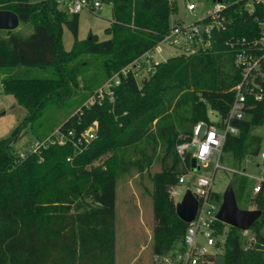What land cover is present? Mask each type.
Returning <instances> with one entry per match:
<instances>
[{
  "label": "trees",
  "instance_id": "1",
  "mask_svg": "<svg viewBox=\"0 0 264 264\" xmlns=\"http://www.w3.org/2000/svg\"><path fill=\"white\" fill-rule=\"evenodd\" d=\"M111 1L112 19L106 28L111 38L101 41L90 33L67 52L59 30L65 22L77 34L79 13L62 10L57 0H0V9L33 25L27 38L13 31L7 32V40L0 38L2 91L27 111L12 137L0 140V264H116L117 180L156 161L161 171L154 174L152 251L164 255L182 244L188 224L178 217L170 196L185 173L176 144L197 123L210 122L209 111L221 119L228 116L241 73L225 42L258 38L256 19H264V3L253 12L230 6L226 12L231 23L215 32L211 51L181 53L154 65L141 83L148 88L156 82L151 88L156 89L157 103L141 100L140 105L137 77L121 71L154 50L170 31V0ZM117 73L120 83L113 100L106 96L87 107V100ZM248 104L246 118L233 123L239 134L230 135L224 147L239 164L248 155L259 156L263 147V138L252 130L264 124V101L250 98ZM66 106L74 108L68 119L49 125L51 113ZM93 123L96 137L82 150L76 148L73 142ZM28 127L38 142L56 128L75 134L63 145L48 144L23 159L13 153L12 144ZM246 185L242 175L236 192L242 195ZM255 194L247 195L249 204L262 216L251 228L256 242L250 247L245 249L239 230L215 222L217 237L228 229L225 264H264V181ZM213 196L222 202L220 193ZM220 245L218 238L217 249ZM215 258L206 257L200 264H214Z\"/></svg>",
  "mask_w": 264,
  "mask_h": 264
},
{
  "label": "built area",
  "instance_id": "2",
  "mask_svg": "<svg viewBox=\"0 0 264 264\" xmlns=\"http://www.w3.org/2000/svg\"><path fill=\"white\" fill-rule=\"evenodd\" d=\"M57 1L61 4V0ZM212 2V8L208 9L204 16L196 22L188 25L177 22L172 25L170 31L161 41V45H158L154 50L160 52L163 45H168L176 47L180 53L186 55L211 51L214 48L215 32L226 30L231 23V18L226 12L230 6L239 4L244 9L253 12L255 6L264 3V0H222L221 2L216 0ZM102 3L105 2L101 0H70L71 10L69 11L79 13L84 8L96 10L101 8ZM107 4L111 6L112 1L109 0ZM187 9L195 12L197 5L191 2L187 4ZM256 21L260 28L258 38L252 41L242 38L225 42L226 46L233 50L235 66L241 73V80L234 88L235 96L228 116L224 119L218 116V121L210 120V122L197 123L190 134H181L176 144V153L183 162L185 173L180 175L178 182L171 187L170 196L175 202L178 196L183 195L184 198L190 191L198 202V210L195 218L187 225L181 246L170 249L164 255H155V260L161 264H200L204 258L216 254L218 239L214 225L218 221L216 215L221 205L213 196L216 172L223 168L221 160L228 137L239 134V128L233 123L246 118L247 110L250 107L249 99L252 98L256 102L264 101L262 85L264 81V19L257 18ZM139 61L127 66L121 73L127 75L132 72L137 77L138 69L142 68ZM119 83L120 76L117 73L98 90L95 96L87 100L85 105L88 107L96 101L101 102L106 96L113 100L114 88ZM96 130L97 124L93 123L77 137V140L73 142L74 146L82 150V147L96 137ZM74 134V131H69L66 135L56 129L43 142L37 141L31 152L40 151L48 144L63 145L68 141V137H73ZM259 156L264 160V146ZM21 157L24 159L26 154ZM215 158L214 171L210 176H203L201 169L207 168ZM194 159L195 167L192 166ZM187 160H190V164ZM259 191L260 184L254 188V193ZM178 203L175 202V204ZM254 242H256V237L251 235L246 239L245 249Z\"/></svg>",
  "mask_w": 264,
  "mask_h": 264
},
{
  "label": "rangeland",
  "instance_id": "3",
  "mask_svg": "<svg viewBox=\"0 0 264 264\" xmlns=\"http://www.w3.org/2000/svg\"><path fill=\"white\" fill-rule=\"evenodd\" d=\"M38 1V0H31ZM60 8L65 11L71 10L70 0H61ZM194 2L197 5L195 12L187 9V4ZM170 23L174 25L177 22L191 24L202 18L208 9H211L213 2L211 0H170ZM112 19L111 6L102 3L100 9L91 10L84 8L79 12L78 31L75 34L67 23H62L59 30V38L64 51H72L76 44L84 43L89 34L93 33L102 40L111 38V34L106 32V28L110 25ZM14 34L25 38L32 32L30 24L20 23L13 31ZM0 38L7 40V32L1 30ZM161 45V44H159ZM181 53L174 46L163 45L161 51L152 50L148 55L143 56L139 63L142 68L138 69L137 80L140 83L141 91L139 93L138 103L141 100H147L149 103L155 104L156 95L155 88H151L155 83H150L148 88L142 87L143 78L148 76L151 68L159 62H165L167 59L179 56ZM2 74L0 72V80ZM149 79V78H147ZM150 88V89H149ZM148 90L146 92V90ZM141 97V98H140ZM74 108L64 107L60 112H52L51 117L47 120L49 125H60L68 119ZM27 111L20 106L18 101L12 95L4 94L0 84V140L11 138L15 129L26 117ZM209 118L212 121H218V115L209 111ZM58 129V128H56ZM55 129V131H56ZM252 133L263 138L264 146V124L253 128ZM37 137L32 133L31 128L24 129L17 140L12 144V151L17 156L26 154L35 147ZM100 161H98L99 163ZM215 160L207 168L201 169L203 176H210L215 169ZM220 168L216 172L213 190L222 195L231 183L234 185V191L238 200L239 207L242 209H257L249 204L250 194L255 197L254 188L264 181V160L261 156H246L241 164L237 163L231 153L223 152ZM161 171L160 162L156 161L149 169L144 171L133 170L129 174L121 176L117 180L116 188V264H161L155 260L152 251L153 229H154V174ZM247 178V185L244 193L238 194L236 187L240 178ZM183 199L178 196L175 202L178 203ZM224 233L217 239L220 240L221 249H217L215 257L222 256L223 245L226 242L228 229H224ZM262 233L264 234V228ZM244 239H248L253 234V230L249 232L240 231ZM180 247V243L175 245Z\"/></svg>",
  "mask_w": 264,
  "mask_h": 264
},
{
  "label": "water",
  "instance_id": "4",
  "mask_svg": "<svg viewBox=\"0 0 264 264\" xmlns=\"http://www.w3.org/2000/svg\"><path fill=\"white\" fill-rule=\"evenodd\" d=\"M216 1V0H213ZM221 2L222 0H217ZM20 24L19 17L16 13L0 9V31H14ZM192 166H196L195 159ZM198 210V202L188 191L182 202L176 204L178 217L185 223H190ZM262 211L258 209H242L239 207L233 184L231 183L223 194V199L216 215L218 221L233 227L239 231L247 232L252 226L260 220ZM214 264H225V258L218 256Z\"/></svg>",
  "mask_w": 264,
  "mask_h": 264
},
{
  "label": "crops",
  "instance_id": "5",
  "mask_svg": "<svg viewBox=\"0 0 264 264\" xmlns=\"http://www.w3.org/2000/svg\"><path fill=\"white\" fill-rule=\"evenodd\" d=\"M26 24H30L31 26H32V32L30 33V35L33 33V25L31 24V23H26ZM29 35V36H30ZM29 36H27V37H29ZM27 37H25V38H27ZM117 261V258H116V252H115V262Z\"/></svg>",
  "mask_w": 264,
  "mask_h": 264
}]
</instances>
